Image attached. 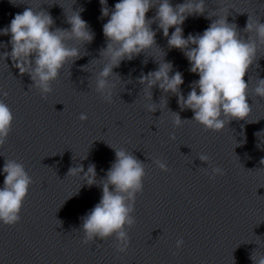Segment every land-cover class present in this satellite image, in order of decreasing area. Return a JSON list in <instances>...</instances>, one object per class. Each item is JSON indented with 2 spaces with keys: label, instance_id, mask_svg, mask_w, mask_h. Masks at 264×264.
Listing matches in <instances>:
<instances>
[{
  "label": "water",
  "instance_id": "water-1",
  "mask_svg": "<svg viewBox=\"0 0 264 264\" xmlns=\"http://www.w3.org/2000/svg\"><path fill=\"white\" fill-rule=\"evenodd\" d=\"M117 2L108 0V7L113 9ZM171 2L175 7L184 0ZM15 3L0 0V29L30 7L52 16V30L70 29L67 14L83 8L81 16L95 36L84 45L68 41L70 47L80 48L81 57L65 66L46 99L11 57L0 59V90L7 93L0 99L15 117L6 143L0 146V169L6 159H13L24 165L33 180L21 222L0 223V264H254L251 254L264 255V135H255L264 132V99L254 93L255 80L264 78V46L244 77L252 81L249 117L232 119L220 132L195 121L177 128L172 112L191 120L193 111L181 110L177 95L155 86L152 102L158 105L165 98L167 107L148 112L145 105L150 101L137 78L155 71L156 59H164L173 64V74L182 73L180 91L186 97L199 76L189 71L181 50L168 47L158 24L152 25L158 48L113 70L123 85L118 83L109 104L94 87L104 63L97 61L106 47L102 26L110 18H102L99 0ZM216 12L229 14L228 22L247 40L251 33L244 29L249 14L264 23V0H206L204 15L189 16L182 25L185 38L202 34L219 19L209 18ZM155 13L152 8L146 17ZM10 38L0 36V43L7 45L0 53L11 52ZM82 113L87 121L80 120ZM110 145L132 152L146 166L143 192L135 203L136 222L127 229L130 246L124 254L117 252L115 237L83 243L82 217L100 201L102 185L89 187L78 174L68 175L71 168L83 165L86 172L95 164L97 180L105 179L116 158ZM201 154L209 156L208 163L199 159ZM156 160L165 162L168 171H162ZM213 167L222 168L224 174L213 179ZM3 181L0 175V186ZM180 239L184 244L177 248Z\"/></svg>",
  "mask_w": 264,
  "mask_h": 264
},
{
  "label": "clouds",
  "instance_id": "clouds-1",
  "mask_svg": "<svg viewBox=\"0 0 264 264\" xmlns=\"http://www.w3.org/2000/svg\"><path fill=\"white\" fill-rule=\"evenodd\" d=\"M99 2L102 5V18L110 17L102 26L106 47L101 50L102 59L97 61L104 63L94 80L95 91L105 103L113 102L114 91L118 83L122 84L120 76L114 74L113 70L125 60L131 61L142 52L158 48L157 33L152 29L156 23L168 38V47L183 52L190 64L189 71L198 74L199 79L190 85L191 91L185 97L180 91L184 83L182 73L176 71L173 74L171 62L155 58L158 68L147 74L141 73L137 78L138 83L144 86L146 99L150 101L145 105L148 112L154 113L158 108L162 110L167 107L165 98L158 105L152 102L151 90L158 86L164 93L178 96L181 110L193 111L191 120H182L179 114L172 112L173 124L177 128L185 121H195L208 130L220 132L232 119L243 120L250 116L252 107L248 98L252 81L246 82L244 77L258 60L260 47L264 46V23L260 22V18L249 14L244 31L251 35L245 40L237 26L228 22L229 14L209 13V18L218 16L219 19L214 20L202 34H189L185 38L182 25L189 16L204 15L206 0H184L175 7L171 0H119L113 9L108 7V0ZM10 3L16 4L15 0H10ZM152 8L156 9L155 16L147 18L146 14ZM83 10L81 8L67 14L70 29L52 30L55 23L52 16L32 7L15 14L10 24L0 29V36L10 35L12 49L11 52L0 53V59L11 57L21 74L30 75L32 86L39 89L45 99L52 93V82L59 78L65 66L81 57L80 48L70 47L68 41L74 40L84 45L94 39V32L81 16ZM171 28L175 30L169 35ZM3 47L7 45L0 43V48ZM254 93L256 97L264 99V78L255 80ZM0 95L7 97L2 90ZM14 119L9 105L0 99V146L6 143ZM80 120L87 121L88 116L82 113ZM255 135L261 137L264 132ZM113 149L116 158L107 170L105 179L97 180L95 164H90L86 172L83 165L71 168L68 175L78 174L83 180L82 184L86 183L89 187L102 185L100 201L82 217L83 243L115 237L117 252L124 254L130 246L127 229L136 222L135 203L137 195L143 192L146 166L132 152ZM199 159L209 162L206 154H201ZM155 163L162 171H168L165 162L156 160ZM223 174L224 170L220 167L211 169L213 179ZM0 175L4 176L3 185L0 186V223L15 226L21 222L23 202L33 180L24 165L13 159L5 160ZM183 244V239L177 240L176 247L181 248ZM250 259L254 264H264V255H257L256 252L250 255Z\"/></svg>",
  "mask_w": 264,
  "mask_h": 264
}]
</instances>
